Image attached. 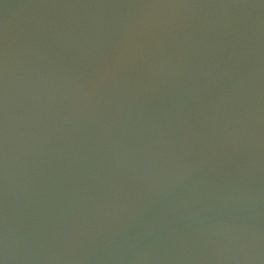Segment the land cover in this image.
Wrapping results in <instances>:
<instances>
[{
    "label": "water",
    "instance_id": "water-1",
    "mask_svg": "<svg viewBox=\"0 0 264 264\" xmlns=\"http://www.w3.org/2000/svg\"><path fill=\"white\" fill-rule=\"evenodd\" d=\"M0 264H264V0H0Z\"/></svg>",
    "mask_w": 264,
    "mask_h": 264
}]
</instances>
